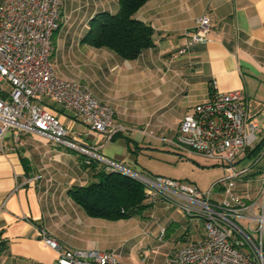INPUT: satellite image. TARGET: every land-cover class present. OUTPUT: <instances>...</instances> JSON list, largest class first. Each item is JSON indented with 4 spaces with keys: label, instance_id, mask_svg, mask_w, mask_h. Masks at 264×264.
I'll list each match as a JSON object with an SVG mask.
<instances>
[{
    "label": "crops",
    "instance_id": "obj_1",
    "mask_svg": "<svg viewBox=\"0 0 264 264\" xmlns=\"http://www.w3.org/2000/svg\"><path fill=\"white\" fill-rule=\"evenodd\" d=\"M119 7V0H63L52 62L58 77L86 83L130 129L108 140L73 110L51 103L69 138L85 150L54 146L43 135L25 133L15 151L0 153V264H58V252L43 241L41 228L65 246L99 249L89 238L94 220L86 215L105 219L102 226L139 217L91 216L69 189L95 180L88 158L143 169L138 154L168 146L166 139L176 137L185 115L215 91L244 93L251 117L262 126L252 148L264 141V0H149L136 17L153 27L155 45L135 59L84 40L97 13H116ZM202 16L210 20L209 40L190 44L187 32L196 30ZM1 83L10 88L5 80ZM6 141L16 143L13 135ZM250 150L236 165L244 171L237 188L247 200L257 198L260 190L254 194L246 183L264 179V144L259 152ZM146 195L159 211L175 207L183 213Z\"/></svg>",
    "mask_w": 264,
    "mask_h": 264
},
{
    "label": "built area",
    "instance_id": "obj_2",
    "mask_svg": "<svg viewBox=\"0 0 264 264\" xmlns=\"http://www.w3.org/2000/svg\"><path fill=\"white\" fill-rule=\"evenodd\" d=\"M62 2L0 1V153L15 151L25 133L43 135L54 146L85 150L69 138L51 103L73 110L108 140L130 129L116 120L111 105L95 96L86 83L56 75L53 35L60 27ZM209 32V18L199 17L196 30L187 32L189 43L207 42ZM185 51L186 47L180 50ZM1 80L9 84L8 90ZM260 130L239 89L215 91L185 115L176 137L166 142L223 165L228 172L205 191L181 179L150 175L103 158L108 170L127 173L143 183L151 198L202 219V236L169 252L163 264H264V179L259 196L247 200L237 188L244 171L236 167L257 142ZM10 135L15 137L13 146L6 141ZM165 231L162 228V234ZM40 235L57 250L58 264H124L114 251L68 247L45 228Z\"/></svg>",
    "mask_w": 264,
    "mask_h": 264
},
{
    "label": "rangeland",
    "instance_id": "obj_3",
    "mask_svg": "<svg viewBox=\"0 0 264 264\" xmlns=\"http://www.w3.org/2000/svg\"><path fill=\"white\" fill-rule=\"evenodd\" d=\"M161 148L142 150L138 154V162L143 169L137 166L130 168L181 179L196 184L203 191L228 173L223 165L213 164L194 153L169 144ZM262 183L258 179L246 183V187L257 194ZM86 217L98 221L91 222V226L95 228L89 231V238L96 242L99 249L114 251L124 264H163L169 252H175L179 247L198 239L203 231L201 218L179 213L175 207L160 211L158 207H151L144 215L122 220L119 225L114 226H102L101 220L106 221L105 219ZM162 227L167 231L160 237Z\"/></svg>",
    "mask_w": 264,
    "mask_h": 264
},
{
    "label": "trees",
    "instance_id": "obj_4",
    "mask_svg": "<svg viewBox=\"0 0 264 264\" xmlns=\"http://www.w3.org/2000/svg\"><path fill=\"white\" fill-rule=\"evenodd\" d=\"M147 1L149 0H119L120 7L116 13H97L91 19L90 29L84 40L98 48H110L126 59L137 58L145 48L155 45L153 27L136 17L138 10ZM263 144L264 141L250 151H261ZM88 160L95 172V180L84 186L74 185L69 193L89 215L110 220L129 219L144 215L151 207L147 201L145 186L138 179L121 171L108 170L107 166L97 164V159Z\"/></svg>",
    "mask_w": 264,
    "mask_h": 264
}]
</instances>
